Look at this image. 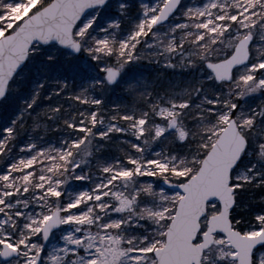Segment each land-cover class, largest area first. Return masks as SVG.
I'll list each match as a JSON object with an SVG mask.
<instances>
[{
  "label": "snow or ice",
  "instance_id": "1",
  "mask_svg": "<svg viewBox=\"0 0 264 264\" xmlns=\"http://www.w3.org/2000/svg\"><path fill=\"white\" fill-rule=\"evenodd\" d=\"M0 264H264V0H0Z\"/></svg>",
  "mask_w": 264,
  "mask_h": 264
},
{
  "label": "trees",
  "instance_id": "2",
  "mask_svg": "<svg viewBox=\"0 0 264 264\" xmlns=\"http://www.w3.org/2000/svg\"><path fill=\"white\" fill-rule=\"evenodd\" d=\"M251 199H252V206L253 208L256 207V205L258 204L259 200H260V191L259 190H255L253 193L250 194Z\"/></svg>",
  "mask_w": 264,
  "mask_h": 264
}]
</instances>
